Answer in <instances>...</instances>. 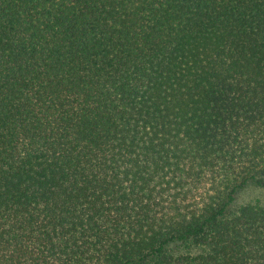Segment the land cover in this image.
Returning a JSON list of instances; mask_svg holds the SVG:
<instances>
[{"label":"trees","instance_id":"obj_1","mask_svg":"<svg viewBox=\"0 0 264 264\" xmlns=\"http://www.w3.org/2000/svg\"><path fill=\"white\" fill-rule=\"evenodd\" d=\"M263 194L264 0H0V264H264Z\"/></svg>","mask_w":264,"mask_h":264},{"label":"rangeland","instance_id":"obj_2","mask_svg":"<svg viewBox=\"0 0 264 264\" xmlns=\"http://www.w3.org/2000/svg\"><path fill=\"white\" fill-rule=\"evenodd\" d=\"M250 192V191H249ZM247 195V194H246ZM263 196H264V194H263Z\"/></svg>","mask_w":264,"mask_h":264}]
</instances>
